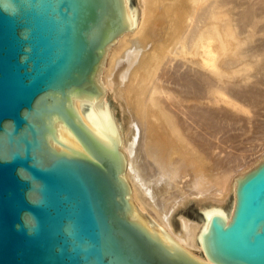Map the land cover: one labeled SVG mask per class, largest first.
Wrapping results in <instances>:
<instances>
[{"label": "water", "instance_id": "1", "mask_svg": "<svg viewBox=\"0 0 264 264\" xmlns=\"http://www.w3.org/2000/svg\"><path fill=\"white\" fill-rule=\"evenodd\" d=\"M135 26L124 0H0V264H264V158L201 226L203 258L131 198L100 73Z\"/></svg>", "mask_w": 264, "mask_h": 264}, {"label": "bare ground", "instance_id": "2", "mask_svg": "<svg viewBox=\"0 0 264 264\" xmlns=\"http://www.w3.org/2000/svg\"><path fill=\"white\" fill-rule=\"evenodd\" d=\"M124 11L136 26L100 77L131 198L203 258L201 226L230 218L234 178L264 158V0H124ZM72 100L84 117L90 97Z\"/></svg>", "mask_w": 264, "mask_h": 264}, {"label": "rangeland", "instance_id": "3", "mask_svg": "<svg viewBox=\"0 0 264 264\" xmlns=\"http://www.w3.org/2000/svg\"><path fill=\"white\" fill-rule=\"evenodd\" d=\"M132 2H133V4L135 5L136 4V0H132ZM112 100H113V102H112ZM109 101H110V104L112 105V106H114V108H115V110H118V108H117V104H116V101L113 99V98H111V97H109ZM113 103V104H112ZM115 103V104H114ZM117 116L119 117V113L117 114Z\"/></svg>", "mask_w": 264, "mask_h": 264}]
</instances>
